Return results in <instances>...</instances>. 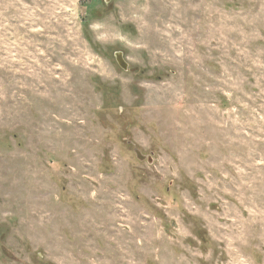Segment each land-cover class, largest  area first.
<instances>
[{
    "label": "rangeland",
    "instance_id": "obj_1",
    "mask_svg": "<svg viewBox=\"0 0 264 264\" xmlns=\"http://www.w3.org/2000/svg\"><path fill=\"white\" fill-rule=\"evenodd\" d=\"M0 264H264V0H0Z\"/></svg>",
    "mask_w": 264,
    "mask_h": 264
},
{
    "label": "water",
    "instance_id": "obj_2",
    "mask_svg": "<svg viewBox=\"0 0 264 264\" xmlns=\"http://www.w3.org/2000/svg\"><path fill=\"white\" fill-rule=\"evenodd\" d=\"M116 60L118 62V64L120 65L121 68H123L124 70H127L128 69V64L127 62L125 61L124 57H123V53H116ZM138 154V157L141 159V160H144L145 157L141 155L140 152H137ZM151 158H149V162H151Z\"/></svg>",
    "mask_w": 264,
    "mask_h": 264
}]
</instances>
